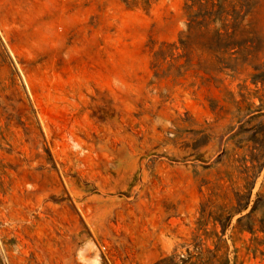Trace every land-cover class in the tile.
I'll use <instances>...</instances> for the list:
<instances>
[{
  "label": "rangeland",
  "instance_id": "374dc122",
  "mask_svg": "<svg viewBox=\"0 0 264 264\" xmlns=\"http://www.w3.org/2000/svg\"><path fill=\"white\" fill-rule=\"evenodd\" d=\"M235 1L206 73L196 39L153 55L185 0H0V264H264V0Z\"/></svg>",
  "mask_w": 264,
  "mask_h": 264
},
{
  "label": "trees",
  "instance_id": "16d2710c",
  "mask_svg": "<svg viewBox=\"0 0 264 264\" xmlns=\"http://www.w3.org/2000/svg\"><path fill=\"white\" fill-rule=\"evenodd\" d=\"M127 7H137L142 5L148 8L150 0H120ZM237 1L235 0H185L184 2V15L186 18L185 28L179 33L177 42L165 43L162 42L156 50L153 51L154 58L165 59L169 56L171 60H176L180 57H185L184 65L178 66L179 68L190 63V55L192 53L191 41L196 39L200 49L209 53L212 58V63L206 65V73L220 72L226 69H234L237 55L242 47V35L239 30L242 15L237 9ZM180 47L182 53L173 56V50ZM249 53H251L249 51ZM172 65V64H171ZM254 81L260 80L262 83L264 79L259 75L253 76ZM256 161H259L256 159ZM264 193L260 190L255 192L254 199L250 205L249 211L243 216L247 219L246 223L242 225V229L249 232L255 230L264 233ZM243 204H239V211L248 207L251 197V190L249 193L240 196V201L244 200ZM239 199V197H238ZM260 207L261 216L253 219L252 214ZM230 219V218H229ZM227 219V222H229ZM251 219V221H250ZM221 224V235L225 233L227 227L218 217L215 218ZM258 225L255 228V222ZM215 235H217L215 233ZM218 236V235H217ZM217 264L229 263V258L221 254Z\"/></svg>",
  "mask_w": 264,
  "mask_h": 264
}]
</instances>
